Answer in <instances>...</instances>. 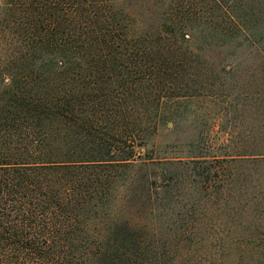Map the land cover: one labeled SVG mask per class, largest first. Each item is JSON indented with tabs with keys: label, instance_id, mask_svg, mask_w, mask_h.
Returning <instances> with one entry per match:
<instances>
[{
	"label": "trees",
	"instance_id": "1",
	"mask_svg": "<svg viewBox=\"0 0 264 264\" xmlns=\"http://www.w3.org/2000/svg\"><path fill=\"white\" fill-rule=\"evenodd\" d=\"M186 1L0 0V264H264V30ZM195 102L233 117L220 187L163 142Z\"/></svg>",
	"mask_w": 264,
	"mask_h": 264
},
{
	"label": "rangeland",
	"instance_id": "2",
	"mask_svg": "<svg viewBox=\"0 0 264 264\" xmlns=\"http://www.w3.org/2000/svg\"><path fill=\"white\" fill-rule=\"evenodd\" d=\"M210 1L211 0H189V2H185L183 7H185V9L190 8L193 9V11L203 13L206 10L212 9L209 5ZM228 1L229 4L231 1H234V4H236L241 23L245 25V27L259 28L261 29L260 31L264 30V0H240L239 3H235L238 0ZM247 1L249 2L246 3ZM260 40L262 42L261 45H264L263 38L260 37ZM243 44L245 52L243 53V64L241 66L242 77L249 76L247 75L249 69L251 70L250 75L254 73L258 74V76L264 75V56H257V53L251 49L252 47H249V43L245 42ZM260 83L261 81L259 80L256 88H260ZM255 104L250 102L249 113L244 119L245 124L249 123L254 125L258 123V125H262V122L264 121V113H257L255 109H252ZM181 111L185 115V120L176 124L173 130H166L164 132L165 135L163 142L165 146L168 145V155H175L176 157L186 155L189 151L187 143L190 141H195V149H198L199 151H209V153H212L211 155H216L215 157L208 158L207 164H191L186 167H184V165L177 167L179 172H185L186 168H190L187 175L188 181L186 180L184 187L187 186V189L190 188L189 184L192 182L195 175H210V179L207 181L208 184H206H211L214 187H220L222 181L227 180L229 174V166L222 160L224 159L222 155L227 153L229 149H221L220 146L223 145L222 143H226V140L227 138L229 139L230 135H228L227 132H225L219 125H221L225 119L230 120L233 117L229 114L227 115L228 111L223 109L221 110L219 106H215L207 102L182 104ZM199 135L201 136L200 140L198 139ZM212 168H216V170L212 172ZM251 168L252 167L248 165L237 166L238 174L241 175L242 173L249 171ZM192 171H194V174H192ZM214 236V232L210 233L207 231L205 233V237L207 239L205 244H188L185 250H198L200 253L213 252L219 248L218 244H215L217 235L215 238ZM203 262L207 261L203 260Z\"/></svg>",
	"mask_w": 264,
	"mask_h": 264
}]
</instances>
